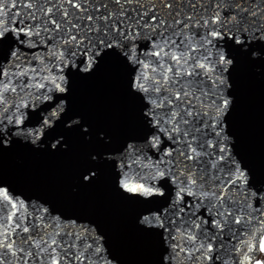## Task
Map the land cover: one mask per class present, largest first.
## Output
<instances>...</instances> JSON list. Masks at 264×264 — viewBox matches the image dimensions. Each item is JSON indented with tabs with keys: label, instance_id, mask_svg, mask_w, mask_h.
Returning a JSON list of instances; mask_svg holds the SVG:
<instances>
[{
	"label": "snow or ice",
	"instance_id": "obj_1",
	"mask_svg": "<svg viewBox=\"0 0 264 264\" xmlns=\"http://www.w3.org/2000/svg\"><path fill=\"white\" fill-rule=\"evenodd\" d=\"M264 60V0H0V154L80 156L148 264H264V171L240 148L237 69ZM264 76V63L254 65ZM110 73L104 120L77 86ZM0 264H127L93 210L0 171Z\"/></svg>",
	"mask_w": 264,
	"mask_h": 264
},
{
	"label": "water",
	"instance_id": "obj_2",
	"mask_svg": "<svg viewBox=\"0 0 264 264\" xmlns=\"http://www.w3.org/2000/svg\"><path fill=\"white\" fill-rule=\"evenodd\" d=\"M264 60L243 62L237 69L238 103L233 116L240 136L241 150L264 171V76L254 65ZM77 102L97 119L109 117L113 107L114 82L110 73L77 86ZM73 150L48 154L33 152L17 145L0 154V171L14 178L21 186L39 191L68 205L97 212L111 228L112 242L127 264H148L151 246L131 225V206L115 198L107 177L93 189L73 192L72 185L83 147L72 137Z\"/></svg>",
	"mask_w": 264,
	"mask_h": 264
}]
</instances>
